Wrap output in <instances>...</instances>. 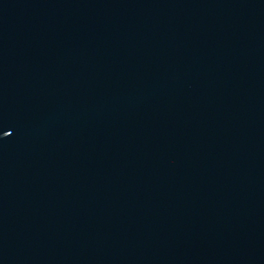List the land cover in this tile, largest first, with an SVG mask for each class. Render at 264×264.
<instances>
[{"label":"water","instance_id":"1","mask_svg":"<svg viewBox=\"0 0 264 264\" xmlns=\"http://www.w3.org/2000/svg\"><path fill=\"white\" fill-rule=\"evenodd\" d=\"M0 264H264V0H0Z\"/></svg>","mask_w":264,"mask_h":264},{"label":"snow or ice","instance_id":"2","mask_svg":"<svg viewBox=\"0 0 264 264\" xmlns=\"http://www.w3.org/2000/svg\"><path fill=\"white\" fill-rule=\"evenodd\" d=\"M9 135H11L10 132H4V136H9Z\"/></svg>","mask_w":264,"mask_h":264}]
</instances>
